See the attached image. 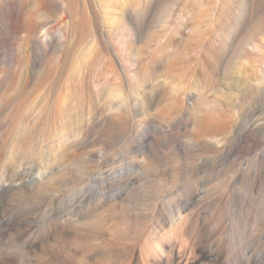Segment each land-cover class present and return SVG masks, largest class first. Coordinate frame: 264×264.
Segmentation results:
<instances>
[{
	"label": "rangeland",
	"instance_id": "1",
	"mask_svg": "<svg viewBox=\"0 0 264 264\" xmlns=\"http://www.w3.org/2000/svg\"><path fill=\"white\" fill-rule=\"evenodd\" d=\"M143 243L264 264V0H0V264Z\"/></svg>",
	"mask_w": 264,
	"mask_h": 264
},
{
	"label": "bare ground",
	"instance_id": "2",
	"mask_svg": "<svg viewBox=\"0 0 264 264\" xmlns=\"http://www.w3.org/2000/svg\"><path fill=\"white\" fill-rule=\"evenodd\" d=\"M186 205V204H185ZM180 206H181V204H180ZM179 206V207H180ZM178 207V208H179ZM184 207L183 206H181L180 207V210L181 209H183ZM116 214V213H115ZM191 215V214H190ZM119 216V215H118ZM185 216H187V215H185ZM185 216H181L180 215V217L178 218V221H182L183 220V218L185 217ZM120 217V216H119ZM121 217H123V216H121ZM126 218V217H125ZM128 218V220H129V217H127ZM127 218H126V221H127ZM187 218V217H186ZM189 219H190V216H189ZM184 220H185V218H184ZM188 220H186V222H187ZM128 223V222H127ZM178 224V223H177ZM180 224V223H179ZM183 224H185V221L183 222ZM123 225H125L124 223H123ZM181 225V224H180ZM128 226V225H127ZM181 226H183V225H181ZM122 227V226H121ZM123 227H125V226H123ZM115 228V227H114ZM117 228V227H116ZM128 228V227H127ZM126 231H121V234H122V236L123 237H127L130 233L127 231V229H125ZM141 232V231H140ZM116 234V233H115ZM135 235H136V233H135ZM138 235V234H137ZM140 235V234H139ZM137 237V236H136ZM92 241V240H91ZM122 241V240H121ZM95 242V241H94ZM97 242V241H96ZM99 242V241H98ZM121 243H123V242H121ZM135 250V248H131V247H129L128 249H124V248H121L119 251L120 252H126V253H130V256L131 255H135L136 254V251H134ZM118 251V252H119ZM181 251H183V250H181ZM119 252V253H120ZM80 253V252H79ZM165 254L164 256H162V254ZM183 253H184V251H183ZM80 254H82V256H83V263H84V261L86 260L87 262H90V263H92L94 260V257L95 256H91V254L88 252V251H83V252H81ZM179 254H180V252H179ZM179 254H176V253H173V250H169L168 252H164L163 251V245H158V246H156V245H154V244H152V243H143V244H141L140 246H139V256L141 257V259H142V263L143 264H167V263H171V264H177V262H179V261H177L179 258H180V256H179ZM118 255V254H117ZM183 255V254H182ZM116 256V255H115ZM133 257V256H132ZM116 258V257H115ZM80 259H81V257H80ZM96 259V258H95ZM124 260V259H123ZM127 260H128V258H127ZM126 260V261H127ZM81 261V260H80ZM85 261V262H86ZM92 261V262H91ZM122 261V260H121ZM129 261H131V260H129ZM125 262V261H124ZM119 263V262H118ZM123 263V262H122ZM86 264V263H85Z\"/></svg>",
	"mask_w": 264,
	"mask_h": 264
}]
</instances>
